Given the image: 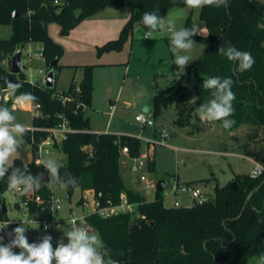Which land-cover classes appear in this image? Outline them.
<instances>
[{
    "label": "trees",
    "instance_id": "obj_1",
    "mask_svg": "<svg viewBox=\"0 0 264 264\" xmlns=\"http://www.w3.org/2000/svg\"><path fill=\"white\" fill-rule=\"evenodd\" d=\"M107 7L130 8L131 15L119 37L99 47V55L123 50L144 12L158 11L165 18L171 9L187 6L184 0H0V25L13 27L11 38L0 39V59H8L7 66L0 65V93L7 89V81L22 85L9 101L0 100V106L10 109L17 97L31 94L32 101L41 105L43 113V117L33 119L32 127L37 130L26 129L23 135L32 145V161L25 164L16 159L12 166L27 167L33 175L44 173L43 177L48 179L43 165L36 166L35 163L41 160L37 144L47 136L44 129L54 126L59 114H64L75 130L59 147L67 159L65 165L59 166L61 176L70 173L76 180L75 186H67L70 197L74 189L80 188L83 193L92 191L104 205L108 201L119 203L122 194H127L131 202L139 203V217L123 214L104 219L92 214L87 218L89 225L101 236L106 259L110 257L119 264H248L252 258H259L264 254V185L244 211L243 207L249 193L264 180V174L257 178H252L251 174H238L225 185L217 184L214 194L208 195L204 203L194 200L191 206L167 207L163 192L157 191L154 199H148L127 187L120 174L122 148H129L130 158L139 157L143 146L140 138L90 132L85 110L93 102L95 65L73 66L83 71V78L80 83L73 80L62 93L40 82L32 85L25 72L19 75L11 72L12 56L29 43H42L46 64L52 69L60 67L63 47L51 38L48 24L57 22L61 34L67 35L83 20ZM199 11L207 33L197 34L192 39L205 45L204 53L187 66L186 72L173 75L167 88L156 91L154 115L174 105L178 114L176 124L189 126L192 109L185 91L192 79L196 77L195 105L199 107L213 98L211 90L202 87L204 79L213 76L231 78L235 100L234 113L229 118L235 123L230 129L222 128L233 132L247 125L253 128L248 145L252 140H264L261 137L264 128V4L258 0H228L227 7L205 6ZM193 26L198 28L191 13L183 27ZM227 46L250 52L255 60L253 67L245 72L238 71V63L218 52L219 48ZM77 87H80L79 93ZM67 96L72 98L64 102L63 98ZM216 122L222 126L221 121ZM149 171H156L154 160L150 161ZM172 176L168 175L169 179ZM8 189L5 177L0 180V206ZM36 195L41 196L40 202L35 200ZM53 196L54 191L47 187V181L42 182L38 190L20 194L16 206L20 209L21 204H25L31 217L48 220L52 217ZM83 202L84 197L78 205ZM0 220L11 221L1 210ZM11 226L14 229L20 224L14 222ZM13 251L20 250L15 248Z\"/></svg>",
    "mask_w": 264,
    "mask_h": 264
},
{
    "label": "rangeland",
    "instance_id": "obj_2",
    "mask_svg": "<svg viewBox=\"0 0 264 264\" xmlns=\"http://www.w3.org/2000/svg\"><path fill=\"white\" fill-rule=\"evenodd\" d=\"M258 1L264 4V0ZM199 12V8H194L192 11V8L189 7H177L169 11L165 20H175V26L179 29L184 26L186 18L192 13L199 31L206 34L207 29L200 20ZM130 15V8L107 7L92 17L83 20L67 35L61 34V27L57 22L49 23L47 27L51 38L63 47V54L59 62L60 67L52 69L51 66L46 64L44 58L41 57L42 43H29L22 49L24 72L29 78L32 77L34 81L41 82L51 70H54L57 77L56 90L62 93L69 88L74 76L77 80L82 76L81 69L78 71L73 67L74 65L120 63L95 68L94 105H96V109L108 111L115 104V101L117 102L118 108L114 111L115 124L122 122L127 129L139 134L138 137L142 138L143 142L142 153H149L150 161L154 156L157 171L151 173L147 169L145 174L132 173L131 167L135 164V161L123 154L120 163V174L129 188L135 184V181H138L137 176H141L139 183L141 184L140 188L143 189L146 179L159 181L164 178L168 183L169 177L167 174H173L178 178L181 185L188 184L204 195H213L216 184L222 186L238 174H251L255 164L247 159L243 149H239L238 144L246 141L245 139L253 128L250 126L241 127L236 135L241 142H236L232 139L233 133L225 131L220 123L201 120L196 112L197 106L195 105L197 99L196 77L192 79L190 86L185 91L192 109L190 121L194 127L201 126L207 128L206 130L191 133V128L177 125L178 114L174 105L163 108L159 114L154 115V95L157 87L159 89L167 88L173 80L172 74L181 73L178 66L172 64L174 55L171 52L169 32L158 33L153 39H144L143 32L147 29H143L141 23H138L133 37L129 39L123 50L106 51L99 55V47L119 37ZM12 35V26L0 25V39H9ZM204 50V44L195 42L190 52L182 53L189 55L192 59L187 66L196 62L203 55ZM30 52L33 53L32 57L29 55ZM3 63L7 66L8 59L2 60ZM127 66L130 67L129 72L125 70ZM187 66L184 72H186ZM40 70H43V74H39ZM161 72L166 75L157 76ZM121 93L123 95L120 98L119 94ZM29 104V101L21 99V101L14 102L9 109L15 115L16 122L23 124L27 129L32 127V111L26 108V105ZM145 107L150 108L147 116L152 115L151 119L155 122L154 127H144L136 121V116L144 113ZM91 111L93 110L86 109L85 116L89 117ZM99 117L98 122L92 121L91 118L92 129L96 125L106 123L107 118L105 119L103 114ZM164 131L169 134L166 141L167 145L159 143L152 146L145 141L154 140L155 133ZM262 131L264 134V128ZM17 139L21 148L11 158L10 163L20 159L28 164L33 157L32 145L23 136L17 137ZM172 147L179 150L177 151ZM222 152H226V155H223ZM49 158L56 160L59 166H62L67 160L64 152L55 148H50L49 154L41 155V160ZM263 158L264 142L258 145L254 159L257 162H262ZM53 191L54 199L60 201V204H54V220L59 221L60 228L57 227V224H49L52 245L55 248L60 241L67 243L65 235L70 230L68 220L75 216L92 213L95 200L91 194L87 193L85 197L88 199L89 205L81 206L78 205L81 198L80 188L74 189L71 197L68 187L56 185ZM146 194L149 199H154V192ZM4 198L8 208L7 217L20 223V225L22 223L27 229L26 236L30 228L36 231L37 225L26 223L27 207L22 205L19 209L16 206V203L20 201V194L8 189L4 193ZM176 199L181 207L191 206L194 203L190 193H179L167 197L164 204L167 207H174ZM27 238L29 243H38L35 241L34 235L27 236ZM2 242L6 244L7 240L3 238ZM100 251L102 252V249ZM258 259V257H254L248 264H258Z\"/></svg>",
    "mask_w": 264,
    "mask_h": 264
},
{
    "label": "clouds",
    "instance_id": "obj_3",
    "mask_svg": "<svg viewBox=\"0 0 264 264\" xmlns=\"http://www.w3.org/2000/svg\"><path fill=\"white\" fill-rule=\"evenodd\" d=\"M189 8H202L205 6H215L217 8L227 7L228 0H184ZM144 39H153L158 33L167 31L170 33L171 52L174 55L172 64L178 66L179 71L184 73L186 66L192 61L186 54L190 52L195 41L192 39L197 34H202L196 26L191 28L182 27L177 29L175 20H165L158 11L144 12L141 21ZM218 52L229 61L238 63V71L250 70L255 64V60L250 52L239 50L232 46L221 47ZM233 81L231 78H221L213 76L203 80L202 87L211 90L212 97L206 103L199 105L196 112L201 120L221 121L224 129H230L235 123L230 119L234 113L233 101L235 94L232 91ZM22 85L6 82V88L13 95L16 94ZM17 99L32 100L31 94H22ZM142 117H138L140 119ZM23 124L16 122V117L8 107L0 106V180L7 177L8 188L24 195L32 190H38L42 185L44 173L33 175L27 167L15 168L10 163L11 158L17 154L21 148L17 137L26 134ZM36 166L43 165L48 174L47 187L54 189L56 185L67 187L75 186L76 180L70 176L64 179L60 173V167L54 159L37 160ZM6 224V223H5ZM0 226V229L5 227ZM47 227V226H46ZM26 228L21 223L14 228V238L10 243L4 244L3 237H0V264H116L110 257L105 258L100 251L104 243L98 233L91 232L84 228H71L65 235L67 243L60 241L54 248L52 236H43L39 243H29ZM20 251L15 252L13 249ZM258 264H264V254L258 259Z\"/></svg>",
    "mask_w": 264,
    "mask_h": 264
},
{
    "label": "built area",
    "instance_id": "obj_4",
    "mask_svg": "<svg viewBox=\"0 0 264 264\" xmlns=\"http://www.w3.org/2000/svg\"><path fill=\"white\" fill-rule=\"evenodd\" d=\"M29 55L30 57H32L33 53L30 52ZM41 56H42V53H41ZM39 74H43V70H40ZM28 80L30 81L32 85H34L36 82H39V81H34L32 77L28 78ZM45 82H46V78H44L43 81H41L40 83L45 85ZM76 91L77 93H79L80 87H77ZM12 95L13 94L11 93L10 90L3 89L0 93V100L7 102L11 99ZM71 98H72L71 96L64 97L63 101L64 102L70 101ZM32 116H33V119L34 118L38 119V118L43 117L42 108L39 103L33 102ZM138 117H142V118L138 119ZM151 118H152L151 116H147V113L138 114L136 116V120L144 127H154L155 126V122ZM31 130L32 132H34L37 129L32 127ZM44 130L47 132V136L45 138H42L37 144V151L40 156V159H41L42 154H49L50 148L59 149L60 145L65 139H67L68 135L75 132V130L70 126V122L68 118L64 114H59L57 123L54 126L46 128ZM168 137H169L168 133L164 131L160 134V139L155 138L154 140H145V141L152 146H155L156 144H159V143L167 145L166 139ZM140 139L142 140V138ZM33 142H34V139H33ZM121 152H122V155L124 154V155L129 156L128 147H123ZM132 159L135 161V164L131 167L132 173H135L137 175L145 174L150 164L149 153H141L139 157L132 158ZM263 174H264V165L261 163H255V167L252 170L251 177L257 178V177L262 176ZM143 177H146V176H143ZM157 186H158V181H152V180L146 179L145 185L143 186V192L156 193L158 191ZM14 193L20 194L19 192H16V191H14ZM163 193H164V201L167 197H171L172 195H178L179 193H190L192 198L200 203H204L208 200V195L202 194L200 191L194 189L192 186L188 184L181 185L178 182V178L174 175L170 177L168 183L166 181V186H165V190L163 191ZM93 197L95 200L94 211L92 213H86L82 216H75V217L70 218L68 220V223L70 224V229L73 227H77V228H84L91 232H95L94 228L91 227L87 221V218L92 214H98L104 219H109V218L123 215V214H130L136 217L140 216L138 213L139 203L131 202L127 194H122L120 202L117 204L113 203L112 201H108V203L104 205L99 199L95 197L94 193H93ZM35 200L37 202H40L41 196L36 195ZM54 204H60V201L55 200L53 196L52 206H51L52 217L48 220H37L36 218L31 217L30 213L27 210V214H26L27 222L26 223L28 225H33V224L37 225V230L34 231L33 229L30 228L28 230L27 236L34 235L36 237L37 235H44L47 232H50L51 230L49 227L50 223L57 224V227L60 228L59 221L54 220ZM22 205H25V204H21V207ZM88 205H89L88 199L85 197L83 206H88ZM174 207H181L177 199L175 201ZM14 222L16 221L0 220V226H3L5 223L12 224ZM0 237H3L6 239L5 227L3 229H0ZM116 264H119V263L116 262Z\"/></svg>",
    "mask_w": 264,
    "mask_h": 264
},
{
    "label": "crops",
    "instance_id": "obj_5",
    "mask_svg": "<svg viewBox=\"0 0 264 264\" xmlns=\"http://www.w3.org/2000/svg\"><path fill=\"white\" fill-rule=\"evenodd\" d=\"M133 37V36H132ZM131 37V38H132ZM130 38V39H131ZM131 45H132V40H131ZM43 49V48H42ZM41 53H42V50H41ZM133 56H134V52H133ZM42 57V56H41ZM43 58V57H42ZM115 64H120V63H110V64H98V63H96V64H92V65H95V68L96 67H99V66H107V65H115ZM127 64H128V62H127ZM65 66H67V65H65ZM75 66V65H74ZM69 67H72V66H69ZM94 68V74H93V82H94V91H93V102H92V106L90 107V108H88L89 110L91 109V110H93V111H91L90 112V116L89 117H87L88 119H89V126H90V132H92V133H95V134H105V133H111V134H115V135H129V136H132V137H138L139 136V134L138 133H135V132H133L131 129L129 130V129H127L126 128V126H125V124L124 123H122V122H120V123H116L115 124V122H114V118H115V114H114V111L115 110H117V108H118V106H117V102L115 101V104L113 105V106H111L110 107V110H106V111H102V110H100V109H96V105H94V102H95V90H96V69ZM129 69H130V67L129 66H127L126 67V72H129ZM80 70V69H79ZM78 70V71H79ZM81 72H82V76L77 80L76 79V76H74V78H73V80H75V82L76 83H80L81 82V80H82V78H83V71L81 70ZM26 74V73H25ZM159 75H166V74H164L163 72H161V73H158L157 74V76H159ZM172 75H175V74H172ZM26 76H27V78H29L28 77V75L26 74ZM72 80V81H73ZM159 88L157 87V90H158ZM68 90V89H67ZM66 90V91H67ZM123 95V93H121V94H119V97L121 98V96ZM118 97V98H119ZM16 101H21V99H17L16 98V100L14 101V102H16ZM27 101H29L30 102V104L29 105H26V108L27 109H29V110H31L32 111V108H33V101L32 100H27ZM111 102H114V101H112V100H110ZM14 104V103H13ZM146 108V107H145ZM111 109H112V111H111ZM149 112H150V108H149ZM32 113V112H31ZM103 114V117L106 119L107 118V121H106V123H102L101 125H96V126H94V128L92 129V127H91V118H92V121L94 120V122H98L99 121V119H100V115H102ZM149 116H151L152 117V115L151 114H149ZM137 121V120H136ZM32 122H33V116H32ZM138 122V121H137ZM216 121H214V123H215ZM139 123V122H138ZM213 123V124H214ZM243 126H247V125H243ZM243 126H241V127H243ZM185 127H189V128H191V133H195V132H201V131H203V130H206L207 128H204V127H201V126H198V127H200L201 128V130H195V128L196 127H194L193 125H192V123H191V125H189V126H185ZM240 127V128H241ZM32 128V127H31ZM30 128V129H31ZM239 128V129H240ZM27 129V128H26ZM239 129H237L236 131H233V132H230V133H233L232 134V139L234 140V141H236V142H241V140L238 138V137H236V135H237V133L239 132ZM162 132H159V133H155L154 134V139L155 138H158V139H160L159 138V135L161 134ZM250 134V133H249ZM249 134H248V136H247V138L245 139L246 141L245 142H241V144H238V147H240L239 149H243V151H244V153H245V155H246V157H247V159H250L254 164L255 163H261V164H263V161H264V158H263V161L262 162H257L255 159H254V157L256 156V153H257V148H258V145L260 144V143H262V142H264V140H261V141H254V140H252L250 143H249V145L247 144L248 142V137H249ZM169 135V134H168ZM261 137H264V134H263V131H261ZM139 138V137H138ZM169 138V137H168ZM167 138V139H168ZM167 139H166V141H167ZM173 149H175V150H179L178 148H176V147H172ZM60 150V149H59ZM222 154L223 155H226V152H222ZM127 156V155H126ZM129 157V156H128ZM152 160H154V162H155V159H154V156H153V159ZM66 162H67V160H66ZM66 162H64V164L63 165H65L66 164ZM62 165V166H63ZM156 167V166H155ZM254 169V168H253ZM148 170H149V168H148ZM157 171H155V173H156ZM167 175H169V176H171V175H173V174H167ZM137 180L138 181H135V184L132 186V187H130L131 189H133V190H135V191H138V192H140V193H142L146 198H148V196H147V194L145 193V192H143V189L142 188H140V183H139V180L141 179V176H137ZM217 185V184H216ZM215 189V188H214ZM88 193V191H86V192H82L81 191V198L82 197H84L85 198V195ZM89 194H91L92 196H93V192L91 191L90 192V190H89ZM155 195H156V193H155ZM80 198V199H81ZM154 198H155V196H154ZM149 199V198H148ZM81 206H83V203L81 204Z\"/></svg>",
    "mask_w": 264,
    "mask_h": 264
},
{
    "label": "water",
    "instance_id": "obj_6",
    "mask_svg": "<svg viewBox=\"0 0 264 264\" xmlns=\"http://www.w3.org/2000/svg\"><path fill=\"white\" fill-rule=\"evenodd\" d=\"M57 62H58V60L54 61L53 65L55 66L57 64ZM1 64H2V60L0 59V65ZM11 72L13 74H17V75H19V74H21V73L24 72V64H23L22 50L21 49L17 50L16 53H15V55L12 56V58H11ZM45 86L47 88H49V89L56 88V86H57V77H56V74H55V71L54 70H51L48 73V75L46 77ZM143 111H144V113H148L149 112V108L146 107V108H144ZM68 176L71 177V174L70 173H66L63 178L64 179H67ZM46 181H47V176L42 177V182H46ZM263 185H264V180L260 183V185H258L254 190H252L249 193L248 198H247V200L245 202V205L243 207V211L245 210L247 204L252 199V197L254 196V194L256 192H258L262 188ZM165 186H166V181L164 179H160L158 181V186H157L158 192H163L165 190ZM0 208H1L0 209L1 210V213L7 215L8 208H7V204H6L5 198L1 201ZM243 211L239 215V217L242 216ZM12 230L13 229H12L11 224L7 223L6 226H5V231H6V239H7L8 242H11V240L14 238V233H13ZM45 235H51V232H47L44 235H37L35 237V241L38 242V243L41 242L43 236H45Z\"/></svg>",
    "mask_w": 264,
    "mask_h": 264
}]
</instances>
